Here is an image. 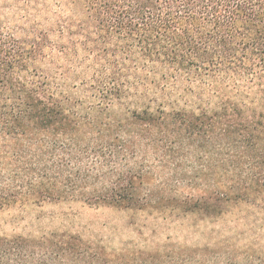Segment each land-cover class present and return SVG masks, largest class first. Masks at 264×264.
I'll return each mask as SVG.
<instances>
[{
  "label": "trees",
  "instance_id": "obj_1",
  "mask_svg": "<svg viewBox=\"0 0 264 264\" xmlns=\"http://www.w3.org/2000/svg\"><path fill=\"white\" fill-rule=\"evenodd\" d=\"M50 203L264 227V0H0V212ZM216 251L168 242L143 259L68 231L0 235V264Z\"/></svg>",
  "mask_w": 264,
  "mask_h": 264
},
{
  "label": "rangeland",
  "instance_id": "obj_2",
  "mask_svg": "<svg viewBox=\"0 0 264 264\" xmlns=\"http://www.w3.org/2000/svg\"><path fill=\"white\" fill-rule=\"evenodd\" d=\"M238 216L240 213L205 224L176 221L156 213H133L82 203H50L0 212V235L40 236L68 231L120 256L121 251L143 252V259L148 257L146 252L171 242L177 246L216 249L222 257L217 264H235L231 258L236 251L256 264H264V227L254 220L239 222Z\"/></svg>",
  "mask_w": 264,
  "mask_h": 264
}]
</instances>
